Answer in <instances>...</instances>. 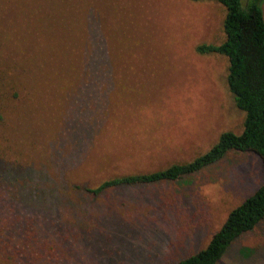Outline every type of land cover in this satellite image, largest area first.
I'll list each match as a JSON object with an SVG mask.
<instances>
[{
    "label": "rangeland",
    "instance_id": "374dc122",
    "mask_svg": "<svg viewBox=\"0 0 264 264\" xmlns=\"http://www.w3.org/2000/svg\"><path fill=\"white\" fill-rule=\"evenodd\" d=\"M6 1L0 13H15L13 5L4 9ZM29 5L33 10L17 18ZM16 6V23L0 26V63L5 69L25 59V73L15 71L26 83L15 100L12 138L32 165L11 180L25 183L23 195L39 188L30 196L41 201L35 208L49 212L59 232L76 236L68 263L175 264L204 249L261 186L263 168L253 153L231 152L181 180L97 197L78 190L71 196L65 184L96 188L190 162L222 133L242 132L227 60L196 52L222 42L224 8L215 1L52 0L44 11L50 24L39 29L37 2ZM19 41L35 42L32 55ZM217 264H264V220Z\"/></svg>",
    "mask_w": 264,
    "mask_h": 264
},
{
    "label": "trees",
    "instance_id": "16d2710c",
    "mask_svg": "<svg viewBox=\"0 0 264 264\" xmlns=\"http://www.w3.org/2000/svg\"><path fill=\"white\" fill-rule=\"evenodd\" d=\"M50 1L52 0H34L40 8L38 14L37 9L35 11L36 26L39 29L45 28V23L50 24L44 16V11L49 9L47 5ZM192 1H215L225 10L222 42L216 45H199L196 52L200 55H220L227 60L226 84L235 106L244 114L242 132L222 133L216 144L190 162L173 164L149 173L114 177L96 188L65 185L71 196L78 193L76 192L78 190L84 195L97 197L112 189L181 180L219 162L231 152L253 153L259 158L263 168L261 186L228 214L220 230L212 236L204 249L175 263L217 264L234 241L252 231L264 220L263 0ZM19 4L20 0H11L10 3L6 1L4 9L13 5L15 13L11 15L0 13V21L2 20L0 26L3 30L8 23H16L12 19L17 15L16 5ZM29 7L33 10L29 5L19 12L17 18H23ZM31 16L27 23L30 22ZM8 42L12 49L14 44L10 38ZM17 47L23 53L26 51V55H32V48L36 47V44L19 41ZM24 60L21 57L19 62L9 64L5 69L3 62L0 63V264H69L76 236L66 231L59 232L61 229L59 222L43 208H35L41 201L30 196L31 192L35 193V197L38 196L39 188H27L29 196L23 195L21 189L25 183L11 180L32 165L23 163L25 158L21 151L18 152V143L12 138L18 134L14 123L15 100L19 99L20 85L26 83L25 77L18 75L17 77L15 71L24 72V69H19L22 65L26 67ZM26 142L20 137L21 146L25 147Z\"/></svg>",
    "mask_w": 264,
    "mask_h": 264
}]
</instances>
